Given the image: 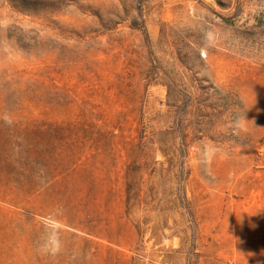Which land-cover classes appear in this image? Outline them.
I'll return each instance as SVG.
<instances>
[{
    "label": "rangeland",
    "instance_id": "rangeland-1",
    "mask_svg": "<svg viewBox=\"0 0 264 264\" xmlns=\"http://www.w3.org/2000/svg\"><path fill=\"white\" fill-rule=\"evenodd\" d=\"M140 139L190 143L194 247L126 216ZM0 264H264V0H0Z\"/></svg>",
    "mask_w": 264,
    "mask_h": 264
},
{
    "label": "trees",
    "instance_id": "trees-1",
    "mask_svg": "<svg viewBox=\"0 0 264 264\" xmlns=\"http://www.w3.org/2000/svg\"><path fill=\"white\" fill-rule=\"evenodd\" d=\"M150 139H140L141 162L133 161L124 176V202L126 216H134L137 234L144 233L143 224L148 220L141 219L140 213L144 209L154 212L161 221L153 226L154 236L160 241L166 230L173 231L172 236H177L183 243L192 241L193 247L198 235V219L192 201L187 196V181L190 177L188 157L190 143L186 139L181 143L161 140L157 142V150L163 160L158 162V167H153L148 174V179H155V184L148 186L144 174L150 166V153H152ZM156 165V164H155ZM170 215L179 216V221H174V228L167 227ZM178 228V229H176Z\"/></svg>",
    "mask_w": 264,
    "mask_h": 264
},
{
    "label": "clouds",
    "instance_id": "clouds-1",
    "mask_svg": "<svg viewBox=\"0 0 264 264\" xmlns=\"http://www.w3.org/2000/svg\"><path fill=\"white\" fill-rule=\"evenodd\" d=\"M43 251L46 253H53L59 251V242H54L52 240H49L47 243L43 245Z\"/></svg>",
    "mask_w": 264,
    "mask_h": 264
}]
</instances>
